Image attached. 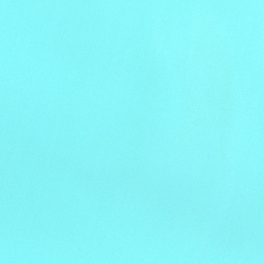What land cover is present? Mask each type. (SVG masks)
Listing matches in <instances>:
<instances>
[{"label": "water", "instance_id": "water-1", "mask_svg": "<svg viewBox=\"0 0 264 264\" xmlns=\"http://www.w3.org/2000/svg\"><path fill=\"white\" fill-rule=\"evenodd\" d=\"M0 264H264V0H0Z\"/></svg>", "mask_w": 264, "mask_h": 264}]
</instances>
